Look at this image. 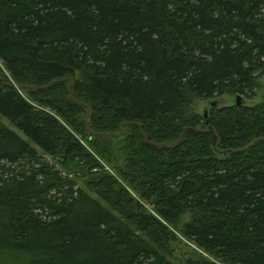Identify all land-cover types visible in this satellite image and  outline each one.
Masks as SVG:
<instances>
[{
  "label": "trees",
  "instance_id": "trees-1",
  "mask_svg": "<svg viewBox=\"0 0 264 264\" xmlns=\"http://www.w3.org/2000/svg\"><path fill=\"white\" fill-rule=\"evenodd\" d=\"M260 84L264 0H0V264H264Z\"/></svg>",
  "mask_w": 264,
  "mask_h": 264
},
{
  "label": "rangeland",
  "instance_id": "rangeland-1",
  "mask_svg": "<svg viewBox=\"0 0 264 264\" xmlns=\"http://www.w3.org/2000/svg\"><path fill=\"white\" fill-rule=\"evenodd\" d=\"M236 97H240V105H245V106H252L256 103L262 102L264 101V85L260 84V87L254 91V95L251 96L250 98H246L245 96L238 95V94L237 95L224 94V95H220V96L213 97L210 99H205V100L193 98L191 101L189 111L191 113H195V114L202 116L205 113L207 114L211 108H220V107L235 105ZM212 104H214V107H212ZM3 123H5V121H3ZM18 134L22 137L20 133ZM43 158L47 161H51V159L48 156L44 155ZM122 159L123 158L121 157V155H119L117 163H121ZM103 166H104V170L110 173H114L112 166H108V165H103ZM57 168L60 169V166L57 165ZM77 184L82 185L81 180H77ZM129 192L131 193L133 197L136 198V194L134 192H132L131 190H129ZM143 205L148 210L149 213L154 214L150 205H148L145 202L143 203ZM188 219H189V216L185 215L181 220V224L188 221ZM188 246H190V248H193L192 245H188ZM181 248L182 250L177 255H180V253L182 252L189 251L185 246H181Z\"/></svg>",
  "mask_w": 264,
  "mask_h": 264
},
{
  "label": "water",
  "instance_id": "water-1",
  "mask_svg": "<svg viewBox=\"0 0 264 264\" xmlns=\"http://www.w3.org/2000/svg\"><path fill=\"white\" fill-rule=\"evenodd\" d=\"M72 85V80L69 79V85H68V88L70 89ZM19 89H21V87H19ZM236 106L240 105V97H236V103H235ZM212 107H214V104H212ZM90 110L88 109V114H89ZM204 117H206V113L203 115ZM180 140V139H179ZM179 140L178 142L176 143V145L179 143ZM153 146H159V147H164L163 145H159V144H153Z\"/></svg>",
  "mask_w": 264,
  "mask_h": 264
}]
</instances>
